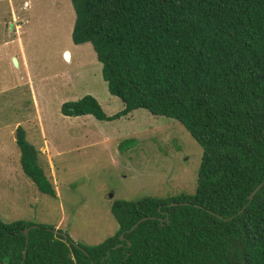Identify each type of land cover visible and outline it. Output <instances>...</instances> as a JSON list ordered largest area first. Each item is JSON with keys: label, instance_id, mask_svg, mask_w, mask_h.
<instances>
[{"label": "trees", "instance_id": "trees-1", "mask_svg": "<svg viewBox=\"0 0 264 264\" xmlns=\"http://www.w3.org/2000/svg\"><path fill=\"white\" fill-rule=\"evenodd\" d=\"M72 2L74 43L93 45L125 106L109 115L87 94L62 112L111 121L144 108L180 121L203 148L197 187L115 200L118 230L92 246L0 214V264H264V0ZM16 142L24 172L57 196L21 125Z\"/></svg>", "mask_w": 264, "mask_h": 264}, {"label": "rangeland", "instance_id": "rangeland-1", "mask_svg": "<svg viewBox=\"0 0 264 264\" xmlns=\"http://www.w3.org/2000/svg\"><path fill=\"white\" fill-rule=\"evenodd\" d=\"M75 19L72 0H0V214L92 246L117 232L115 200L193 193L203 148L180 121L144 108L111 121L62 112L87 94L109 115L125 106L110 93L93 45L74 43ZM19 125L57 196L24 172Z\"/></svg>", "mask_w": 264, "mask_h": 264}, {"label": "water", "instance_id": "water-1", "mask_svg": "<svg viewBox=\"0 0 264 264\" xmlns=\"http://www.w3.org/2000/svg\"><path fill=\"white\" fill-rule=\"evenodd\" d=\"M69 55H70V52L69 51H66L65 52V56H66V58H67V60L69 59ZM15 60V63L18 65V60H17V58H15L14 59ZM263 185V183H261L251 194H250V196H249V199L250 200H252L253 199V197L255 196V194H256V192L259 190V188L261 187ZM143 219H145V218H143ZM142 221V220H141ZM139 223H140V221L139 222H137L133 227H132V230L136 227V226H138L139 225ZM54 231H56L57 233H63L64 234V236H68V234L67 233H65V232H61V231H59V230H57V229H53ZM28 231H29V228H26L25 230H24V232H25V234L27 235L28 234ZM121 239H124V236L122 235L121 236ZM76 244H77V242H75ZM122 243H120V244H118L116 247H118V246H120ZM26 255H27V247H26V249L24 250V257H26Z\"/></svg>", "mask_w": 264, "mask_h": 264}, {"label": "crops", "instance_id": "crops-1", "mask_svg": "<svg viewBox=\"0 0 264 264\" xmlns=\"http://www.w3.org/2000/svg\"><path fill=\"white\" fill-rule=\"evenodd\" d=\"M70 52V51H69ZM70 54H71V52H70ZM71 57H72V55H71Z\"/></svg>", "mask_w": 264, "mask_h": 264}]
</instances>
